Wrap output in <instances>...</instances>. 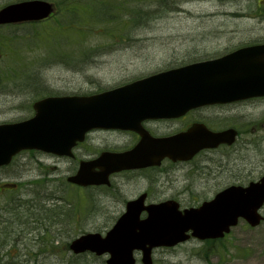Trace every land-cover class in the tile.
<instances>
[{"label":"rangeland","instance_id":"1","mask_svg":"<svg viewBox=\"0 0 264 264\" xmlns=\"http://www.w3.org/2000/svg\"><path fill=\"white\" fill-rule=\"evenodd\" d=\"M20 1L0 0V9ZM47 1L58 7L48 23L0 26V124L31 118L33 103L47 96L95 94L194 58H217L264 42V0ZM198 114L219 130H237V145L203 152L191 164L166 163L154 175L122 174L111 180L109 191L72 186L67 178L76 173L77 162L36 151H24L0 168V216L22 204H30L19 214L24 218L26 210L36 209L65 214L64 223L43 234L25 227L30 248L47 249L24 246V253H32L30 264H106L108 255H75L69 244L86 233L105 235L127 201L144 191L152 195L149 203L173 196L184 209L200 206L229 186L264 177V99ZM168 124L152 128L166 136L179 129L178 123ZM104 136V146L120 137ZM98 139L94 134L90 140L98 144ZM85 147V153L95 150L91 144ZM135 257L142 264L141 253ZM152 257L153 264H264V222L251 228L241 220L221 241L191 239L156 249Z\"/></svg>","mask_w":264,"mask_h":264},{"label":"water","instance_id":"2","mask_svg":"<svg viewBox=\"0 0 264 264\" xmlns=\"http://www.w3.org/2000/svg\"><path fill=\"white\" fill-rule=\"evenodd\" d=\"M54 8L32 1L0 11V24L41 21ZM264 96V46L237 51L220 60L156 74L130 85L90 97H50L34 104L35 116L27 121L0 125V166L9 165L22 150H39L64 156L92 129L139 131L147 119L174 118L190 108ZM236 133L208 132L204 127L167 139L147 136L144 144L122 154H104L82 163L69 182L80 186L109 185L120 170L159 165L165 157L188 160L199 151L231 144ZM149 150V151H148ZM100 168L95 173L94 168ZM145 196L127 204L126 213L103 237L89 233L74 240L70 249L98 256L108 253L107 264H153L152 250L174 247L190 239H218L230 233L240 218L256 227L263 217L264 178L248 187L233 186L199 208L179 210L175 203L145 206ZM146 211L148 217L141 219Z\"/></svg>","mask_w":264,"mask_h":264},{"label":"flooded vegetation","instance_id":"3","mask_svg":"<svg viewBox=\"0 0 264 264\" xmlns=\"http://www.w3.org/2000/svg\"><path fill=\"white\" fill-rule=\"evenodd\" d=\"M226 106H228V105L209 106V107L193 109V110H190L189 112L179 116L178 118L167 119V120L164 119V120H157V121H145L142 123V126H143V129L145 131L149 132L154 137H169V136H174L177 134H182V133L187 132L193 126H199V125L206 126L210 131L220 132V131H224V130H219L214 125H210V123L204 122L203 120L200 119L198 113H200L204 110H212L214 108L217 109V108H222V107H226ZM163 123H170L168 125H171V126H173L175 123H178L179 129L175 133H173L171 135H167V136L162 135L159 132L153 130L152 125H154V124L162 125ZM94 134H96L99 137L98 144L92 143L90 140L91 136ZM111 134H114V135L120 136V137H115L114 140H111L109 142L108 146L102 145L103 140L101 139V137L105 138L104 135L108 136ZM141 138H142V136L139 133H136L134 131H95V132L88 134L85 141L82 143H79L75 147V149H74V155L75 156L71 160L74 162H77L79 165V163L82 161L94 159L93 157H88L86 155H91V156L96 155V157H99L104 152H110V153L126 152V151L133 149L135 146H137V144L139 143ZM239 138H240V133H238V136L236 139L237 141H235V143L232 146H227L226 144H222V145H219L217 148H214L212 150H208L207 152H212V151L216 152V151L223 150V149H229L232 147L234 148L237 145ZM87 144H91L93 147H95V150L93 152H90V153H85L88 151V149L85 147ZM79 149H82V151H79ZM201 153H203V152H201ZM193 160L187 161V162H183V161L173 162L170 159H165L161 163V165H159V166H151V167H148L145 169H138V170H124L121 172L113 173L110 177V181L112 179H115V178L121 176L122 174H129L132 172L136 173V174H140V175H144L145 173H147V174L150 173V174L154 175L156 172L163 171L164 165L166 163H169V165H171V167H175V166H179V165H184L185 163L191 164L190 162H192ZM165 170H171V168L165 169ZM111 186H112V183L109 186H98L97 188L99 190H101V192H104V191H109ZM143 195H146V203L150 204L149 202H150V199L152 197L151 193L148 190L144 191V193L140 194L137 198H139ZM167 201H175L179 204L181 203V200H176L173 198V196H170L169 199H167L166 201H162L160 203L167 202Z\"/></svg>","mask_w":264,"mask_h":264},{"label":"trees","instance_id":"4","mask_svg":"<svg viewBox=\"0 0 264 264\" xmlns=\"http://www.w3.org/2000/svg\"><path fill=\"white\" fill-rule=\"evenodd\" d=\"M22 205L24 206V204ZM23 206L18 210H14L11 207L8 209V214L5 211V215H7L6 217L0 216V264H30V259L27 255L31 256L32 253L31 251H27L28 254L24 253V246H26L25 250L36 249L37 251L46 253L47 249L45 247L37 246L36 248H30V241L28 243L25 242L29 240L26 239L24 233L25 227L32 226V229L42 231L43 234L47 231L53 230L55 224L59 225L64 223L65 214L60 211L49 212L44 209H36L32 212H27L26 210L24 218L19 215L20 213L25 212ZM27 206H30V204L25 205L24 207ZM21 239H23L22 242H25L23 243V246H21L22 242L18 243ZM44 244L45 243H43V245Z\"/></svg>","mask_w":264,"mask_h":264}]
</instances>
